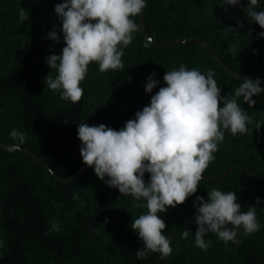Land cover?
Listing matches in <instances>:
<instances>
[{
    "label": "trees",
    "instance_id": "16d2710c",
    "mask_svg": "<svg viewBox=\"0 0 264 264\" xmlns=\"http://www.w3.org/2000/svg\"><path fill=\"white\" fill-rule=\"evenodd\" d=\"M62 2L0 0V240L4 241L0 264H264V93L253 97L256 104L252 107L243 97L237 98L251 117L248 131L232 135L225 130L197 193L159 213L166 221L165 234L172 236V254L161 258L159 252H150L146 259H138L135 253L143 248V241L131 222L147 208L106 184L83 162L79 123H103L119 130L150 103L159 87L166 86V71L180 64L202 72L214 69L221 95L230 99L241 81L198 43L152 44L137 16L139 27L124 50V68L101 72L91 62L81 81L82 98L77 103L64 100L47 85L46 76L55 78L57 72L45 59L59 54L66 43L54 11ZM221 3L147 0L146 23L156 39H203L237 72L264 78V37L258 35L264 28L245 10L248 0L237 6L222 7ZM262 9L264 0L257 10ZM22 11L28 19H20ZM54 26L59 42L47 35ZM152 73L160 84L149 93L145 85ZM13 128L27 133L22 148L71 179L59 180L34 156L3 145L16 143L9 136ZM149 178L146 172L145 180ZM213 187L236 191L242 211L254 207L260 230L245 234L241 228L239 244L208 233V248L197 246L195 197L207 199ZM53 221L59 222L60 231L53 229ZM185 229L192 234L182 238Z\"/></svg>",
    "mask_w": 264,
    "mask_h": 264
},
{
    "label": "clouds",
    "instance_id": "9594fccd",
    "mask_svg": "<svg viewBox=\"0 0 264 264\" xmlns=\"http://www.w3.org/2000/svg\"><path fill=\"white\" fill-rule=\"evenodd\" d=\"M240 2L223 0L220 5L237 6ZM260 3L261 0H248L245 10L264 28V9L257 10ZM146 6L147 0L57 3L54 11L61 21L59 31L66 43L59 54L45 58L57 72L55 78L46 76L48 87L59 91L62 99L77 103L83 96L81 81L91 62H96L101 72L123 69L124 50L132 43L139 27L134 17L141 16ZM26 18L22 11L20 19ZM47 35L56 42L61 39L56 26ZM258 35L264 37V31ZM214 76L212 68L202 72L180 64L166 71L163 76L166 86L159 87L150 103L119 130L103 123L97 126L82 121L78 125L83 162L92 166L106 184L134 197L139 207L147 208L131 222L132 229L143 241V248L135 253L138 259H146L150 252H159L161 258L172 254V236L165 234L166 221L159 213L197 193L204 172L224 140L225 130L232 135L248 131L251 117L237 98L243 97L252 107L256 104L253 97L264 93L259 77L244 78L230 99L228 95H221ZM158 84L155 73L148 75L145 91L151 93ZM9 136L16 141L11 146L15 151L24 145L27 133L13 128ZM146 172L150 173L148 180H145ZM73 196L79 198L78 193ZM207 197L197 195L194 201L197 246L208 248L209 242L205 239L208 233L216 234L226 243L239 244L241 228L245 234L260 230L262 225L256 209L242 211L236 191L213 187ZM52 227L55 231L61 230L58 221H53ZM191 234V229H185L181 236L187 238ZM3 244L0 240V247Z\"/></svg>",
    "mask_w": 264,
    "mask_h": 264
},
{
    "label": "water",
    "instance_id": "95a60500",
    "mask_svg": "<svg viewBox=\"0 0 264 264\" xmlns=\"http://www.w3.org/2000/svg\"><path fill=\"white\" fill-rule=\"evenodd\" d=\"M140 24H141V29L142 32L144 34V36L147 38L148 41H150L152 44L156 45V46H171V45H175V44H179L182 42H195L198 43L200 45H202L204 48H206L210 54L214 57V59L231 75L240 78V79H244V78H251L253 80H255L257 77L255 76H251V75H245L242 73L237 72L235 69H233L230 65H228L223 59L222 57L211 47V45L204 41L203 39L197 38V37H184V38H178V39H174L171 41H161L159 39H156L152 33L149 31L147 23H146V8L144 10V12H142L141 16H140ZM260 78V77H259ZM261 82H264V78H260ZM3 145H10L12 146L13 144L11 143H4ZM22 150L26 151L27 153L32 154L35 158H37L41 163H43L47 168H49V170H51L57 178L61 179V180H66L67 178L60 176L53 167H51L46 161H44L43 159H41L38 155L32 153L31 151H29L28 149L22 148ZM71 179V178H69Z\"/></svg>",
    "mask_w": 264,
    "mask_h": 264
},
{
    "label": "rangeland",
    "instance_id": "374dc122",
    "mask_svg": "<svg viewBox=\"0 0 264 264\" xmlns=\"http://www.w3.org/2000/svg\"><path fill=\"white\" fill-rule=\"evenodd\" d=\"M10 146V145H9ZM33 153V152H32ZM30 154V153H29ZM31 156H33L32 154H30ZM41 158V157H40ZM37 159V158H36ZM42 159V158H41ZM45 161V160H44ZM40 162V161H39ZM43 164V163H42ZM44 165V164H43ZM51 171V170H50ZM52 172V171H51ZM53 173V172H52ZM54 174V173H53ZM55 175V174H54ZM56 176V175H55ZM57 178V177H56ZM57 179H59V178H57ZM59 180H61V179H59ZM67 180H70V179H66V180H62V181H67Z\"/></svg>",
    "mask_w": 264,
    "mask_h": 264
},
{
    "label": "bare ground",
    "instance_id": "6f19581e",
    "mask_svg": "<svg viewBox=\"0 0 264 264\" xmlns=\"http://www.w3.org/2000/svg\"><path fill=\"white\" fill-rule=\"evenodd\" d=\"M184 38V37H183ZM238 165V164H237ZM241 165V164H240ZM254 169V168H253Z\"/></svg>",
    "mask_w": 264,
    "mask_h": 264
}]
</instances>
